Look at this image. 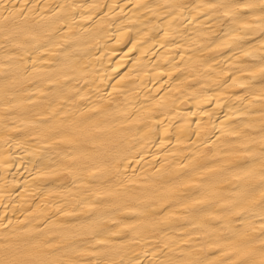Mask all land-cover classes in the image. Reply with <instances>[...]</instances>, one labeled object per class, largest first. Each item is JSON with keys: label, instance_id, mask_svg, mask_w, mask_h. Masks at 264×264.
<instances>
[{"label": "bare ground", "instance_id": "1", "mask_svg": "<svg viewBox=\"0 0 264 264\" xmlns=\"http://www.w3.org/2000/svg\"><path fill=\"white\" fill-rule=\"evenodd\" d=\"M0 264H264V0H0Z\"/></svg>", "mask_w": 264, "mask_h": 264}]
</instances>
